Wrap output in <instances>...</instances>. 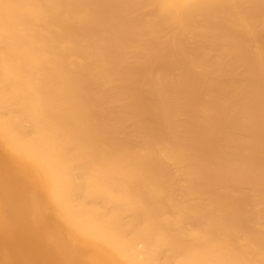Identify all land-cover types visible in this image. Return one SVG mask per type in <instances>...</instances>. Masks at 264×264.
Here are the masks:
<instances>
[{
  "label": "bare ground",
  "instance_id": "obj_1",
  "mask_svg": "<svg viewBox=\"0 0 264 264\" xmlns=\"http://www.w3.org/2000/svg\"><path fill=\"white\" fill-rule=\"evenodd\" d=\"M0 264H264V0H0Z\"/></svg>",
  "mask_w": 264,
  "mask_h": 264
}]
</instances>
